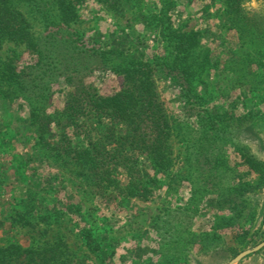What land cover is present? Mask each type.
I'll list each match as a JSON object with an SVG mask.
<instances>
[{
  "label": "rangeland",
  "instance_id": "obj_1",
  "mask_svg": "<svg viewBox=\"0 0 264 264\" xmlns=\"http://www.w3.org/2000/svg\"><path fill=\"white\" fill-rule=\"evenodd\" d=\"M110 2L87 0L70 25L88 48L98 37L104 45L116 42L129 54L140 50L149 60H168L172 54L165 39L168 31L155 19L166 13L174 30L197 33V54L210 57L211 69L195 83L191 98L164 71L155 74L159 100L174 128L172 175L149 201L134 198L121 203L119 197L104 198L95 185L83 180L80 166L53 157L44 138L39 140L41 129L32 124L39 125V121L32 120L31 105L21 95L6 98L9 89L0 82V246L15 242L39 245L61 237L75 264H229L264 241V189L245 196L249 204L243 213L249 212L246 219L239 214L243 208L239 193L230 192L228 202L224 196L218 197L221 204L214 194H204L197 201L195 193L205 182L196 170L199 157L194 154L203 145L197 130L205 117L221 126V136H230L231 140L223 137L218 143L230 169L225 186L241 188L256 180L247 158L264 163V33L239 30L221 0ZM243 8L264 31V0H246ZM38 15L30 20L40 37L44 27ZM54 47L45 39L40 43L47 56H53ZM247 50L263 67L256 64L252 71L238 69L235 63ZM9 60L32 89L48 87L52 97L46 110L50 116L64 108L69 89L85 88L106 97L127 91L122 76L93 72L96 58L91 55L82 63L86 66L83 73H70V85L57 69L51 80L44 76L37 67V51L23 44L0 45V69ZM183 124L191 128L186 138L180 131ZM51 133L60 140L56 128ZM188 145L194 152L190 156H186ZM238 264H264V248Z\"/></svg>",
  "mask_w": 264,
  "mask_h": 264
},
{
  "label": "trees",
  "instance_id": "obj_2",
  "mask_svg": "<svg viewBox=\"0 0 264 264\" xmlns=\"http://www.w3.org/2000/svg\"><path fill=\"white\" fill-rule=\"evenodd\" d=\"M86 1L0 0V45L12 42L36 50L39 56L37 67L43 75L51 80L57 69L60 76L68 77L67 85L71 84L72 73H83L82 67L86 66L82 63L91 55L96 58L92 71L122 76L127 86L125 94L106 97L85 88L69 89L65 94L64 108L50 116L46 110L52 97L48 87L32 89L25 76L17 72L13 60L2 64L0 82L9 89L5 92L6 98H9L8 94L14 97L21 95L31 105L34 112L32 120L39 121V125L32 124L41 129L39 140L44 138L45 145L54 153L53 157L65 162L72 160L80 166L83 180L95 185L98 194L109 200L122 198L121 203L134 198L149 201L155 189L165 187L174 167V128L159 100L155 74L164 71L180 84L185 97L191 98L197 87L195 83L211 69V60L207 53L202 58L197 54L199 35L174 30L166 13L157 15L155 19L165 32L168 31L165 39L172 49L168 60H149L138 53L140 50H136L137 54H129L116 42L104 45L98 37L88 48L83 36L70 26ZM96 1L105 5L111 3L110 0ZM221 1L239 30L246 33L254 29L264 33L261 25L258 27L243 8L246 0ZM33 14H39L44 27L40 37L33 32L30 20ZM42 38L55 45L56 56L42 52ZM238 59L235 64L241 71H252L256 64L263 67L262 62L248 50ZM206 120L205 117L200 120L203 124L197 134L203 145L194 154L199 157L196 159L200 166L196 168L198 176L205 181L200 192L195 193L197 201L204 194H214L216 203L221 204L218 197L224 196V202H228L232 200L230 192L239 193L237 198H242L240 205L243 207L239 214L246 219L249 212L243 213L249 204L245 196L252 191L258 194L264 189V163L255 157L247 158L257 175L256 180L244 183L241 188L225 186L224 179L230 169L226 166L223 147L218 143L223 137L231 138L221 136L223 129L214 119ZM53 127L59 133V141L51 133ZM190 129L188 124L181 125L180 131L185 138ZM191 148V145L186 147V156L194 153ZM246 185L250 187L247 189ZM253 217L254 214L250 216L251 219ZM224 223L227 227L232 225ZM0 264H75V257L66 241L59 237L39 245L24 246L15 242L0 246Z\"/></svg>",
  "mask_w": 264,
  "mask_h": 264
},
{
  "label": "water",
  "instance_id": "obj_3",
  "mask_svg": "<svg viewBox=\"0 0 264 264\" xmlns=\"http://www.w3.org/2000/svg\"><path fill=\"white\" fill-rule=\"evenodd\" d=\"M264 248V241L259 244L258 246L252 248V249H249V250H246L242 253H240L235 259H233L229 264H238L240 263L243 259H245L247 256L251 255V254H254L256 252H259L260 250H262Z\"/></svg>",
  "mask_w": 264,
  "mask_h": 264
}]
</instances>
